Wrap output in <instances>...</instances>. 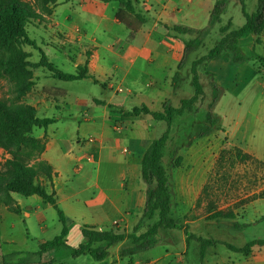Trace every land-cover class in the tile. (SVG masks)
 <instances>
[{"label":"crops","instance_id":"1","mask_svg":"<svg viewBox=\"0 0 264 264\" xmlns=\"http://www.w3.org/2000/svg\"><path fill=\"white\" fill-rule=\"evenodd\" d=\"M214 1L138 0L136 9L146 16V21L139 23L135 37L128 40L127 27L115 18L118 7L116 1L56 0L51 19L59 29L66 31L72 43L81 47L82 52L75 57L56 51L60 56L49 57V60L56 66L66 64L71 71L65 72L69 73H76L79 66L86 65L87 76L70 82L87 80L110 92L106 98L86 100L74 96L69 101L64 98L65 90L47 87L44 81L39 80L37 72L35 76L38 80H35L34 86L23 98L25 103L36 108L37 113L50 109L56 112L48 115L55 119L54 122L46 128H38L33 134L43 140L44 149L39 159L45 160L52 167L56 199L67 217L66 238L71 247L83 242V225L99 230L116 228L129 232L138 222L145 204V184L140 179V160L146 146L156 134L155 129L151 130L150 127H157L160 121L145 117L123 118L119 113L120 108H132L125 105L129 101L137 104L134 106L145 104L153 110L161 109L162 102L169 99L175 90L171 85V77L181 58L182 38H185L174 37L173 32L165 26L178 24L192 28L205 27ZM263 34L264 32L260 36V43L256 45L251 35L240 39L242 52L247 56L263 57ZM215 42L216 40L209 46L205 45L206 51L195 58L205 54ZM88 48L90 52L86 55L84 51ZM218 63H223L225 70L230 72L249 68L248 61L233 64L228 53L202 65L203 74L211 76L222 88V94L226 89L224 84L227 78L220 73ZM263 70L261 67L257 72L261 74ZM92 77L98 83L93 82ZM93 103L95 108L91 113L89 108ZM61 109L67 110V113L57 115ZM70 109L74 113L68 112ZM222 133L227 138V145L237 147L238 151L245 150L241 144L248 132L239 127L238 123L231 129L222 128ZM201 138L197 142L198 152L201 160H207L209 150L212 154L219 149L217 131ZM207 143L210 147H207ZM208 175L209 172L204 169H197L195 180L187 177L186 183L191 180L203 187L209 181ZM220 184L223 188L226 187L224 189L233 188L245 192L263 189V185L250 188L244 175L243 179L236 180L235 183L231 179L224 183L211 182L214 188ZM12 196L19 212L8 210L18 217L13 218L8 227L14 229L17 224L29 221L37 235H28L27 238H32L38 248L40 242L50 240V237H45L51 231L46 221L47 216L52 215L55 210L37 195L22 196L13 193ZM261 201L263 198L257 197L242 204L244 212L237 218L239 224L234 226L235 231L249 227L247 224L252 221L250 207L253 202L259 205L256 214L263 215ZM60 230L61 223L58 220L52 229V236L58 235ZM180 239L183 243L182 251L175 252L164 247L148 257L139 258L135 255L133 263L118 256L117 246L101 261L93 260L88 254L72 258L65 250L58 249L53 254L56 258L54 264H185L179 256L184 254L188 246L185 233ZM3 242L14 241L12 237H7ZM34 252L23 251V254L34 255ZM204 264H264V246L253 248L248 255L237 252H206Z\"/></svg>","mask_w":264,"mask_h":264},{"label":"trees","instance_id":"2","mask_svg":"<svg viewBox=\"0 0 264 264\" xmlns=\"http://www.w3.org/2000/svg\"><path fill=\"white\" fill-rule=\"evenodd\" d=\"M37 1L42 11H37L30 0H0V79L7 80L6 82L9 84L7 95L0 96V148L7 155L0 161V206L3 205L7 210L18 213L19 207L12 196L13 193L22 196L37 195L56 211L61 223V230L52 239L39 243L38 250L34 252L36 260L11 262L3 256L0 259V264H54L56 258L53 254L58 249L65 250L72 258L88 254L93 260L101 261L117 246L118 256L127 258L129 263H133L135 255L150 250L160 243L158 232L161 229L182 228L187 245L190 239L195 238L199 243V264H204L206 249L217 243L243 255H248L255 247H263L264 237L249 240L243 246L238 247L212 238L196 237L185 226L177 224L170 217L171 195L168 188L167 171L161 163V152L169 138L174 116L188 110L191 104L204 92L199 66L202 67L207 61L223 53H228L235 65L250 61L258 69L263 67L264 58L258 57L257 65L254 55L247 56L242 52L239 40L251 35L254 38V45L260 43V36L264 32V0H257L255 10L251 13L245 9L246 0H238L244 17V23L239 27H233L230 18L222 23V14L229 0L214 1L205 27L192 28L178 24L165 26L173 32L174 37L188 36L182 38L183 50L176 71L171 77L172 88H178L181 81L180 71L187 64L194 93L188 98L181 99L180 104L175 107L170 104L169 99H166L162 102L160 110L150 109L145 104L130 109L120 108L119 113L123 118L145 117L165 123V129L148 143L140 160V179L145 184L144 208L131 232L116 228L99 230L93 226L83 225L81 228L83 242L75 247L67 244L68 221L57 203L52 167L45 160L39 159L44 149L43 140L33 134L35 128H46L55 119L38 116L36 108L22 101V98L35 84L32 72L34 67H42L53 78L62 81H71L87 76V68L86 65L79 66L76 73L61 70L48 60L41 47L29 36L27 27L36 20H42L44 18L42 13L48 11L47 5L56 2V0ZM101 1H116L118 3L115 18L127 27V39L134 38L139 23L146 21V16L136 9L138 0ZM216 25H218L216 42L205 54L189 62V56L207 42L206 40ZM25 46H30L39 52L37 62L29 61V53L24 50ZM92 79L93 82L98 83L95 78L92 77ZM102 85L104 86V84ZM210 91L208 111L204 123L200 126L198 138L220 129L219 120L211 110L219 100L222 88L213 79L210 81ZM180 159L181 157L177 158V164ZM215 217L233 218V215L232 213L218 212ZM144 220H152V222L144 231L138 232L140 224ZM19 254L23 255L22 252H13L8 255Z\"/></svg>","mask_w":264,"mask_h":264},{"label":"rangeland","instance_id":"3","mask_svg":"<svg viewBox=\"0 0 264 264\" xmlns=\"http://www.w3.org/2000/svg\"><path fill=\"white\" fill-rule=\"evenodd\" d=\"M30 1L37 11H42L37 0ZM256 1H245V9L248 13L255 10ZM195 2H198V0H195ZM55 5L56 3L47 5L48 11L42 13L44 18L40 21H34L27 27L28 34L41 47L48 60L49 57L54 58L58 53L68 56H79L82 52L81 47L73 44L66 31L59 29L55 21L50 17ZM229 18L233 23V27H239L244 23L238 0H229L222 14V22L225 23ZM217 28L218 25L213 29L210 37L206 40L207 42L189 56V62L196 55L206 51L205 45L209 46L216 40L218 37ZM184 37L187 38L188 36ZM244 45L246 46L245 43ZM24 50L29 53V61L31 63L39 60V52L37 50L30 46H25ZM84 52L89 55L90 49H85ZM254 56L258 65V57L257 55ZM248 62L250 69L244 67L236 69L235 72L225 70L223 63H218L220 64V73H223L227 79L224 84L226 87L225 92L221 94L219 101L211 110L212 114L218 118L220 126V129L215 130L219 139L217 152L215 151L211 154L209 150L208 159L201 160L197 148V142L202 139L198 138L197 135L208 111L211 94L210 81L212 80L211 76L203 74L201 66L198 69L204 92L191 104L188 110L174 116L169 138L161 152V163L167 171L168 188L171 195L170 217L177 224L185 226L196 237L212 238L238 247L243 246L249 240L264 237V72L258 73L257 71L260 69L256 68V65L252 66L250 61ZM57 66L64 71H71L66 64H57ZM32 72L34 80H38L35 76L38 72L39 80L44 81L47 87L51 89L60 87L65 90L64 98L69 101L74 96H79L86 100H95L96 98H106L110 95V92L100 85H94L87 80L73 83L55 79L42 67H34ZM180 72V84L173 91V94L169 96L170 104L174 107L180 104L181 99L188 98L194 93L188 65L186 64L185 68ZM6 81L3 78L0 79V96L7 95L9 84ZM125 105L134 107L137 104L128 101ZM94 108L95 105L93 103L89 111L91 112ZM68 112L74 113L71 109ZM65 113H67V110L61 109L57 112V115ZM37 114L38 116H48L56 114V112L50 109ZM237 123L239 127L246 129L248 132L241 144L245 149L244 151H238L237 147L227 145V138L222 133V128L231 129ZM37 129L35 128L34 131ZM150 129H155V137H157L165 129V123L160 121L157 127L151 126ZM206 145L210 147L209 143ZM6 156L1 149L0 161ZM178 157H181V159L177 164L176 160ZM197 169H204L205 172H209V181L203 187L191 182V180H195ZM243 175L246 176L250 188L263 185V189L245 192L244 190H234L233 188L224 189L226 187L223 188L222 184L215 188L211 185V182L217 183V181H220L224 183L229 179H231L232 183H235L236 180L243 179ZM187 177L191 180L186 183ZM257 197L263 198V201H261V204H263V215L256 214L259 205L253 202L250 207L253 214L252 221L247 224L249 227L245 230L235 231L233 229L235 224H239L237 218L244 212L242 204L253 201ZM52 212L54 213L48 215L46 221L51 231L45 234V237H50V239L53 237L52 229L58 223L56 211ZM218 212L232 213L233 218H214ZM254 214L256 215L254 216ZM0 215L2 217V225H0V259L4 256L11 262L36 260L37 257L35 255L26 253L23 255H8L12 251L23 253V251L38 250L32 238H27L28 235H37L31 223L29 221L25 224L19 223L14 229H10L8 227L9 223L13 218L18 217L10 213L3 205L0 206ZM151 222L152 220H144L140 224L138 232L144 231ZM182 236H184L182 228L161 229L158 232L160 243L152 249L137 255L139 258L148 257L154 252L163 250L164 247L180 252L183 247L180 239ZM7 237H12L14 242L4 243L3 241ZM206 252L208 254L215 252L217 254H233L220 243L208 247ZM179 256L185 264H198L199 243L197 240L195 238L190 239L184 254H179Z\"/></svg>","mask_w":264,"mask_h":264},{"label":"built area","instance_id":"4","mask_svg":"<svg viewBox=\"0 0 264 264\" xmlns=\"http://www.w3.org/2000/svg\"><path fill=\"white\" fill-rule=\"evenodd\" d=\"M115 226H117V224H115Z\"/></svg>","mask_w":264,"mask_h":264}]
</instances>
